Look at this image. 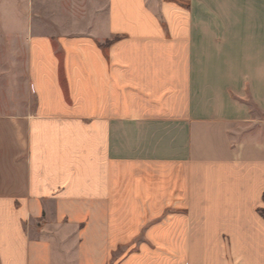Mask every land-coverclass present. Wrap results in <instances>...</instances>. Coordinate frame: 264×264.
<instances>
[{
    "label": "crops",
    "instance_id": "0c3cea01",
    "mask_svg": "<svg viewBox=\"0 0 264 264\" xmlns=\"http://www.w3.org/2000/svg\"><path fill=\"white\" fill-rule=\"evenodd\" d=\"M24 1L0 264H264V0Z\"/></svg>",
    "mask_w": 264,
    "mask_h": 264
},
{
    "label": "rangeland",
    "instance_id": "374dc122",
    "mask_svg": "<svg viewBox=\"0 0 264 264\" xmlns=\"http://www.w3.org/2000/svg\"><path fill=\"white\" fill-rule=\"evenodd\" d=\"M26 3L0 0V117L26 114L33 105L27 74V47L20 30L28 18L23 14ZM170 211L169 208L166 215ZM140 241L141 238L136 239L134 245Z\"/></svg>",
    "mask_w": 264,
    "mask_h": 264
}]
</instances>
